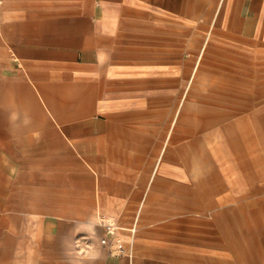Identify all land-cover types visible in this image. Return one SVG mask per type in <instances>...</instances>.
<instances>
[{
	"label": "crops",
	"instance_id": "1",
	"mask_svg": "<svg viewBox=\"0 0 264 264\" xmlns=\"http://www.w3.org/2000/svg\"><path fill=\"white\" fill-rule=\"evenodd\" d=\"M79 259L264 264V0H3L0 264Z\"/></svg>",
	"mask_w": 264,
	"mask_h": 264
},
{
	"label": "built area",
	"instance_id": "2",
	"mask_svg": "<svg viewBox=\"0 0 264 264\" xmlns=\"http://www.w3.org/2000/svg\"><path fill=\"white\" fill-rule=\"evenodd\" d=\"M2 6H3V0H0V19L2 15ZM106 230L107 232L112 233L115 230V227L113 224H108L106 225ZM101 242L102 244L106 245L108 241L106 238H103Z\"/></svg>",
	"mask_w": 264,
	"mask_h": 264
},
{
	"label": "rangeland",
	"instance_id": "3",
	"mask_svg": "<svg viewBox=\"0 0 264 264\" xmlns=\"http://www.w3.org/2000/svg\"><path fill=\"white\" fill-rule=\"evenodd\" d=\"M87 240L86 239L83 240L82 238L77 239V241H79V242H84V241H87ZM90 241H93V239L90 238ZM88 251L89 250H83V251H81L80 254H79L80 255V258L89 256V254L92 253L91 251H93V248L91 249L90 253H88ZM82 263H83L82 260L79 259L78 264H82Z\"/></svg>",
	"mask_w": 264,
	"mask_h": 264
}]
</instances>
